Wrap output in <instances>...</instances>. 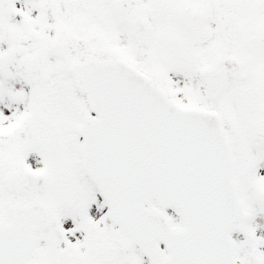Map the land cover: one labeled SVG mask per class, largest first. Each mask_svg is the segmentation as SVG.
I'll return each instance as SVG.
<instances>
[{
    "label": "snow or ice",
    "instance_id": "obj_1",
    "mask_svg": "<svg viewBox=\"0 0 264 264\" xmlns=\"http://www.w3.org/2000/svg\"><path fill=\"white\" fill-rule=\"evenodd\" d=\"M0 264H264V0H0Z\"/></svg>",
    "mask_w": 264,
    "mask_h": 264
}]
</instances>
